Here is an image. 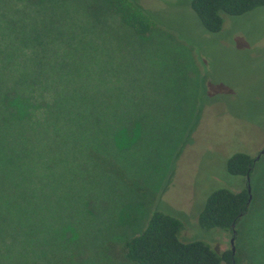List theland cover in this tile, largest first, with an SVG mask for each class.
<instances>
[{
	"label": "rangeland",
	"instance_id": "374dc122",
	"mask_svg": "<svg viewBox=\"0 0 264 264\" xmlns=\"http://www.w3.org/2000/svg\"><path fill=\"white\" fill-rule=\"evenodd\" d=\"M131 1L156 30L134 34L97 0H0V84L50 107L24 132L38 161H15L21 174L5 183L38 243L33 255L11 242L16 262L135 264L125 244L155 210L183 223V242L231 250L232 234L203 230L199 216L214 191L247 187L227 172L246 153L261 156L234 246L241 264H264V8L213 34L192 0ZM109 28L128 42L108 40ZM1 99L11 120L30 116L24 96ZM88 154L108 166L85 165Z\"/></svg>",
	"mask_w": 264,
	"mask_h": 264
},
{
	"label": "trees",
	"instance_id": "16d2710c",
	"mask_svg": "<svg viewBox=\"0 0 264 264\" xmlns=\"http://www.w3.org/2000/svg\"><path fill=\"white\" fill-rule=\"evenodd\" d=\"M97 1L103 2L111 13L119 17L121 25L136 35L145 36L156 30L157 26L151 18L131 0ZM191 8L203 27L209 33L215 34L222 31L226 16L239 17L264 8V0H192ZM21 26L26 28L24 24ZM105 35L108 40L114 41V43L120 37V40H127L126 37L122 39L119 32L114 31L113 33L111 28L106 29ZM5 94H18L27 98L32 106L30 116L21 120L8 118L3 110V107L6 108V102L1 99ZM48 111H50L49 102L48 104L43 102L41 105L33 95L26 93L22 88L5 87L0 84V264L17 263L16 258L19 255L14 252L13 243H11L13 241L24 245L33 255L37 250V239L32 237L31 232L26 230V226L22 222L23 218L26 222L29 210L23 209L24 212H20L15 209L4 193L7 180L13 177L16 171L21 174V170L14 167L15 161L29 165L38 161L37 148L30 147V141L34 139V136L30 135L25 138L24 132L31 123L40 124L39 119L33 118V116L43 117ZM61 131L63 133L71 132L68 131L67 126H63ZM57 132V125H55L54 133ZM62 132L60 133L61 141H64L65 137ZM16 137H18L21 150L24 149V152L17 153L15 150L13 138ZM36 138H38V134L35 136ZM79 144L80 138L76 136V146ZM32 145L35 146L34 141ZM93 159L97 163L108 166L106 160L102 161L101 157L95 156V154ZM93 159L88 154L85 165L88 162L89 164L94 163ZM94 165L96 164L94 163ZM255 165L256 160L250 155L236 153L227 161V172L247 181L248 176L251 178L254 176ZM252 203L253 200L250 199L248 192V181L247 187L240 192L220 188L206 200L204 209L199 216V225L206 231L221 229L232 234V237L235 225L236 235H238L242 220L249 214ZM16 225L18 229H15ZM182 229L183 223L177 217L162 211H153L145 229L126 242L127 259L135 264H241L238 252L233 253L232 249L217 252L210 245L201 241L183 242L179 236ZM25 235L29 238L27 242L21 238ZM17 264H38V262H19Z\"/></svg>",
	"mask_w": 264,
	"mask_h": 264
},
{
	"label": "water",
	"instance_id": "95a60500",
	"mask_svg": "<svg viewBox=\"0 0 264 264\" xmlns=\"http://www.w3.org/2000/svg\"><path fill=\"white\" fill-rule=\"evenodd\" d=\"M261 154H264V151H262V153ZM261 156V155H260ZM260 156L256 159V161L258 160V159H260ZM247 181H248V192H249V194H250V199L252 200L253 199V196H252V185H251V177L250 176H248L247 177ZM233 228H234V234H233V237H232V239H231V244H232V250H233V253H235L236 252V248H235V239H236V234H237V232H236V230H235V225L233 226Z\"/></svg>",
	"mask_w": 264,
	"mask_h": 264
},
{
	"label": "flooded vegetation",
	"instance_id": "af4514ba",
	"mask_svg": "<svg viewBox=\"0 0 264 264\" xmlns=\"http://www.w3.org/2000/svg\"><path fill=\"white\" fill-rule=\"evenodd\" d=\"M264 151V150H263Z\"/></svg>",
	"mask_w": 264,
	"mask_h": 264
}]
</instances>
